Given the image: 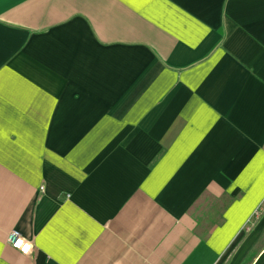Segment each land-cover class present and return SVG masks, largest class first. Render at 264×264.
<instances>
[{
  "label": "crops",
  "instance_id": "obj_1",
  "mask_svg": "<svg viewBox=\"0 0 264 264\" xmlns=\"http://www.w3.org/2000/svg\"><path fill=\"white\" fill-rule=\"evenodd\" d=\"M263 198L264 0H0V264H264Z\"/></svg>",
  "mask_w": 264,
  "mask_h": 264
},
{
  "label": "rangeland",
  "instance_id": "obj_2",
  "mask_svg": "<svg viewBox=\"0 0 264 264\" xmlns=\"http://www.w3.org/2000/svg\"><path fill=\"white\" fill-rule=\"evenodd\" d=\"M213 202V200H210L207 197L202 198L192 210H190V215L194 217L196 224L198 225V231L205 230L207 224L218 218L221 206L218 203Z\"/></svg>",
  "mask_w": 264,
  "mask_h": 264
},
{
  "label": "built area",
  "instance_id": "obj_3",
  "mask_svg": "<svg viewBox=\"0 0 264 264\" xmlns=\"http://www.w3.org/2000/svg\"><path fill=\"white\" fill-rule=\"evenodd\" d=\"M262 210H264V198L262 200V202L260 203V205L258 206V208L256 209V211L254 212V215L259 214ZM251 222V219L248 220L247 223ZM23 240L25 244H31L28 240H26L20 233L19 230L17 229H13L10 232H8L7 236H6V242L14 249L18 250L20 253L22 254H26L22 251V246L21 247H17L16 243L19 240ZM32 245V244H31ZM32 250V247H31ZM30 250V252H31ZM29 252V253H30ZM28 254V253H27Z\"/></svg>",
  "mask_w": 264,
  "mask_h": 264
},
{
  "label": "clouds",
  "instance_id": "obj_4",
  "mask_svg": "<svg viewBox=\"0 0 264 264\" xmlns=\"http://www.w3.org/2000/svg\"><path fill=\"white\" fill-rule=\"evenodd\" d=\"M16 246H17V247H21V246H22V251H23L24 253H26V254L30 252L31 247H32L31 244H25L24 241H23L22 239L19 240V241H17Z\"/></svg>",
  "mask_w": 264,
  "mask_h": 264
}]
</instances>
